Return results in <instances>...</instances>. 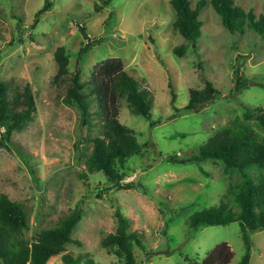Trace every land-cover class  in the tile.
Returning a JSON list of instances; mask_svg holds the SVG:
<instances>
[{"label":"rangeland","instance_id":"obj_1","mask_svg":"<svg viewBox=\"0 0 264 264\" xmlns=\"http://www.w3.org/2000/svg\"><path fill=\"white\" fill-rule=\"evenodd\" d=\"M50 1L47 9L46 0H0V82L11 109L25 108L27 94L33 102L32 119L0 145V194L25 207L27 239L80 207L83 217L73 238L81 244H68L66 253L81 257V264H122L102 245L116 231L120 209L129 231H137L144 244L134 245L136 264H190L222 242L233 251L230 264H238L245 249L237 222L194 231L187 219L221 202L229 184L241 178L228 177L220 161L188 164L181 159L241 117L245 105L264 109V37L249 30L230 33L210 0L201 11L195 43L174 30L170 0ZM190 1L194 6L198 0ZM234 1L264 11V0ZM92 40L102 42L87 47ZM181 45L188 50L180 57L173 49ZM60 47L69 61L63 74L55 59ZM111 58L120 59L148 90L152 117L136 115L120 101L119 121L133 130L143 151L131 160L122 186L108 188L101 174L87 169L90 139L102 131L95 105L85 117L79 106L67 102V94L76 71L83 80ZM237 65L245 81L241 92L234 89ZM208 81L221 95L198 111H186L190 92L204 89ZM4 132L0 126V139ZM168 155L175 159H165ZM251 243L249 264H264V229L252 233ZM63 254L48 264H65Z\"/></svg>","mask_w":264,"mask_h":264},{"label":"trees","instance_id":"obj_2","mask_svg":"<svg viewBox=\"0 0 264 264\" xmlns=\"http://www.w3.org/2000/svg\"><path fill=\"white\" fill-rule=\"evenodd\" d=\"M102 1L109 5L112 0ZM207 3V0H198L192 6L190 0H170L174 30L191 43H195L201 35V11ZM210 3L230 33L242 35L249 30L264 37V11L256 13L253 7L245 9L234 0H210ZM52 5L50 0H46L47 9ZM80 31L88 39L85 28H80ZM101 42L92 40L87 47H95ZM187 50L186 46L181 45L175 47L173 52L181 57ZM55 59L59 72L67 73L69 61L62 47L57 49ZM239 70L237 65L234 88L237 92H241L245 83ZM7 95L6 86L0 82V126L5 129L0 145L8 143L12 133L32 119L33 112L30 94L25 97V108L20 110L9 107ZM67 95V102L79 106L85 117L90 116V105H95L93 114L100 120L97 127L102 128V131L90 139L93 147L87 161L89 173L101 174L108 188L121 187L131 169V160L135 161L142 155L143 146L133 130L119 121V103L125 100L134 114L151 119L152 98L148 90L129 75L120 59L111 58L97 64L83 80H80L76 71ZM220 95L219 90L208 81L204 89L190 92L185 110L198 111L204 105L213 103ZM260 132L264 134L263 107L245 105L241 117L203 140L196 152L181 159L182 163L188 164H200L208 159L220 161L228 177L237 174L241 178L229 184L221 202L199 210L187 219L189 228L194 231L237 222L243 232L245 249L238 264L250 263L252 233L264 229V136ZM166 158L169 161L175 159L171 155ZM81 175L87 178L86 172ZM125 186L131 187L132 184ZM115 216L116 231L107 235L102 245L122 264H136L134 245L144 248V244L137 231H129V219L120 209H116ZM82 217L83 210L76 207L56 226L38 232L29 241L24 233L29 227L25 207L7 195L0 194V264H48L51 257L63 252L65 264H81L83 259L66 253V246L78 242L74 240L73 232ZM232 258L231 247L222 242L202 260L192 259L190 264H230Z\"/></svg>","mask_w":264,"mask_h":264}]
</instances>
